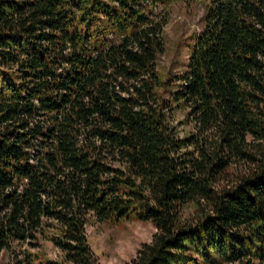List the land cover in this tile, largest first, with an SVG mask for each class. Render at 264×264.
<instances>
[{
	"label": "trees",
	"instance_id": "trees-1",
	"mask_svg": "<svg viewBox=\"0 0 264 264\" xmlns=\"http://www.w3.org/2000/svg\"><path fill=\"white\" fill-rule=\"evenodd\" d=\"M173 1L0 0V255L44 235L39 264H97L91 216L135 217L157 231L125 264H264V0H204L163 77Z\"/></svg>",
	"mask_w": 264,
	"mask_h": 264
},
{
	"label": "rangeland",
	"instance_id": "rangeland-1",
	"mask_svg": "<svg viewBox=\"0 0 264 264\" xmlns=\"http://www.w3.org/2000/svg\"><path fill=\"white\" fill-rule=\"evenodd\" d=\"M170 9L169 23L165 28L166 49L158 60V68L167 77L170 74L181 73L189 57L194 35L204 26L206 1L204 0H175ZM161 10V8L159 9ZM188 109L179 108L171 113V123L180 136H186L194 131V123L188 121ZM248 164L234 166L229 177L245 173ZM220 182L219 185L227 184ZM199 210L194 204L184 209V218L194 221ZM156 226L151 221H141L135 217L126 218L119 222L99 221L91 216L86 225L89 243L95 254L97 264H125L136 256L138 249L145 242H151ZM62 251L46 236L41 235L29 242L16 243L12 249L3 251L0 255V264H39L44 259H60ZM218 264H237L222 262Z\"/></svg>",
	"mask_w": 264,
	"mask_h": 264
}]
</instances>
